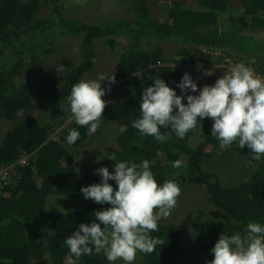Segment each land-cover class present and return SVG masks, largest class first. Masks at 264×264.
Listing matches in <instances>:
<instances>
[{
	"label": "trees",
	"instance_id": "trees-1",
	"mask_svg": "<svg viewBox=\"0 0 264 264\" xmlns=\"http://www.w3.org/2000/svg\"><path fill=\"white\" fill-rule=\"evenodd\" d=\"M45 1L51 4L49 17L41 15L42 0H0V118L16 120L0 141V166L31 156L26 164L14 165L10 183L0 181V264L43 261L68 264L70 254L65 239L78 230L81 223L95 220L96 211L109 207L85 199L80 191L82 187L99 183L98 173L85 172L76 183L66 177L72 161L68 150L86 151L91 142L88 128L76 125L80 137L70 145L71 149L62 143V138H49L51 127L40 124L33 114L36 105L31 90L14 81L24 67L29 70L38 65L44 49L65 38L75 39L78 44L76 64L59 78L49 76L37 81L34 88L36 101L47 104L60 120L72 115L67 97L72 86L93 68L95 43L101 40L113 51L117 48L116 38L127 39L114 71L124 87L116 100V115L119 125L125 124L127 130L119 131L114 143L97 150L102 167L112 172L118 162L155 161L150 168L158 184L175 180L179 186L189 184L204 188L211 206L228 218L223 221L196 218L192 240L198 251H210L221 233L243 234L250 222L264 225V159H252L251 150L246 146L240 149L237 143L224 149L254 160L257 167L250 178L237 187H223L202 166L203 161L214 158L221 149L219 140L211 135V119L201 121L202 133L191 130L183 139L176 137L170 126L161 127V133L170 136L163 143L152 136L141 135L132 127V122L140 116L143 89L151 86L156 77L179 95L176 84L184 73L190 72L186 65L201 61L193 55L195 48L218 50L220 59L224 56L234 60L236 57L254 59L264 78V37L249 33L264 28V0H180L166 9L162 21L152 17L147 0H117L130 9L132 19L113 16L98 21L81 16L67 17L59 0ZM223 14H227L228 25L221 30L218 24ZM152 41L182 47L175 60L166 62L160 51L148 53L141 47L144 42ZM174 62L176 64L171 65ZM147 66L153 69L143 71ZM189 140L195 145L191 146ZM109 154L116 160L111 161ZM178 159L184 160L187 167L173 168L172 163ZM108 183L116 189L115 181ZM51 196L77 198L82 203L70 211L46 208ZM150 235L159 237L164 244L150 254L138 251L134 264H195L182 261L183 235L176 225L160 220L158 231ZM76 264L112 263H108L101 252L82 256Z\"/></svg>",
	"mask_w": 264,
	"mask_h": 264
},
{
	"label": "clouds",
	"instance_id": "clouds-1",
	"mask_svg": "<svg viewBox=\"0 0 264 264\" xmlns=\"http://www.w3.org/2000/svg\"><path fill=\"white\" fill-rule=\"evenodd\" d=\"M202 67L197 65L198 69ZM105 80L109 86L116 82L114 74L82 79L72 86L67 97L75 123L86 126L90 133H95L103 122L107 102L102 97L110 90L102 87ZM176 88L180 89V95L156 77L151 86L143 89L140 116L132 122V127L141 135L152 136L163 143L170 136L162 134L161 127L170 126L176 137L183 139L191 130L201 132V121L209 118L213 121L211 135L219 140L221 149L237 143L240 149L246 146L251 150L252 159L264 158V78L254 69L237 63L214 84L199 89L186 72ZM197 91V95L187 94ZM126 130L125 124L119 126L121 133ZM79 137L80 133L71 129L67 143L75 144ZM108 158L116 160L112 154ZM150 164L154 165L155 161L118 162L112 172L101 167L96 170L100 182L81 188L85 199L109 207L96 211L95 220L81 223L78 230L65 239L70 254L68 264L101 252L109 262L122 260L132 264L138 251L150 254L164 244L150 233L158 231V222L171 215L181 188L175 180L158 184ZM172 167L179 169L187 165L178 159ZM109 180L115 181V190ZM211 253L214 258L206 264H264V225L250 222L243 234L221 233Z\"/></svg>",
	"mask_w": 264,
	"mask_h": 264
},
{
	"label": "rangeland",
	"instance_id": "rangeland-1",
	"mask_svg": "<svg viewBox=\"0 0 264 264\" xmlns=\"http://www.w3.org/2000/svg\"><path fill=\"white\" fill-rule=\"evenodd\" d=\"M91 1V2H90ZM148 7L152 17L157 21H162L165 17V11L172 4L180 0H147ZM62 12L67 17L81 16L88 20L98 21L100 18L118 16L122 19H132L130 16V9L122 5L117 0H59L58 3ZM236 7V5H234ZM51 11V4L42 0V17H49ZM228 20L227 14L219 17L218 27L222 30L227 27ZM248 33V32H247ZM255 37H264V28H257L254 31H249ZM117 48L110 50L103 41L95 43L96 61L90 72L85 74L82 79H96L100 74H114L115 65L117 63L119 54L125 50L127 39L118 37L115 39ZM145 52L150 53L153 50L161 52L162 57L166 62L176 59V53L182 47L179 44L162 43L158 41L144 42L141 46ZM78 44L75 39L65 38L51 44L49 47L42 51V58L38 65L29 70L24 67L17 77L14 79L18 85L27 86L32 93L33 102L36 105L34 116L39 120L40 124L50 126L51 139H63L62 143L71 149L67 143V135L69 130L76 129V123L73 115L69 118L60 120L58 119L47 107V104L38 103L35 99V83L49 76L61 77L69 68L73 67L78 58ZM209 52V51H208ZM214 53L203 52L198 48L193 50V55L196 60H201L195 64L186 65L189 73L194 82L197 83L198 89L204 85H212L215 81L231 71L232 67L237 63H243L254 69L255 73L259 76L257 63L254 59H244L236 57L235 60L231 57L224 56L220 59L221 53L214 50ZM172 63L171 65H175ZM203 65L202 68H197V65ZM153 68L147 66L143 71L150 72ZM263 78V77H262ZM115 83L108 85L107 80L102 82V87L109 89L102 99L107 102L102 116L103 122L100 128L90 134V145L87 146L86 151L75 152L68 150L71 158V165L66 172V177L72 182L76 183L80 180L83 173L88 172L97 175L96 170L102 167V163L98 159L97 150L111 145L118 137L119 123L117 114L116 100L123 92V81L115 77ZM197 95L196 93H187ZM180 95V93H179ZM16 124V120L8 121L0 118V141L6 131L11 129ZM88 139V141H90ZM190 141V140H189ZM190 145L194 146L190 141ZM222 150V151H221ZM220 155L213 156L208 160L203 161L202 166L204 170L211 173L219 180L221 185L226 188L237 187L240 183L247 181L251 173L257 167V163L253 160H248L234 151L227 152L224 149L217 151ZM31 156L22 157L21 159L27 163V159ZM94 158L93 162L92 159ZM264 159V158H263ZM65 164V162L63 161ZM14 164H8L7 169L0 172V181L2 183H10ZM181 194L178 198L177 206L172 210L171 215L165 219H161L165 223H172L178 228L182 229L183 235V262L206 264V261H211L214 257L210 251H198L192 239H194L195 220L201 216L206 220H227L228 216L211 206L207 199V193L204 188H199L194 185L180 184ZM82 200L77 198L51 196L47 200L46 208L70 211L75 210ZM204 205V206H202ZM206 207V208H205ZM215 209V210H214ZM230 218V217H229ZM112 264H125L122 260L109 262ZM36 264H48L47 261L38 262ZM134 264V261L132 262Z\"/></svg>",
	"mask_w": 264,
	"mask_h": 264
},
{
	"label": "built area",
	"instance_id": "built-area-1",
	"mask_svg": "<svg viewBox=\"0 0 264 264\" xmlns=\"http://www.w3.org/2000/svg\"><path fill=\"white\" fill-rule=\"evenodd\" d=\"M201 51H203V52H207V53H214L212 50H209L208 48H199ZM209 51V52H208ZM11 164H21V165H23V164H26V162L24 161V160H22V159H20L19 161H17V162H14V163H11ZM7 167H8V165L7 166H0V172H3L4 171V169H7Z\"/></svg>",
	"mask_w": 264,
	"mask_h": 264
},
{
	"label": "bare ground",
	"instance_id": "bare-ground-1",
	"mask_svg": "<svg viewBox=\"0 0 264 264\" xmlns=\"http://www.w3.org/2000/svg\"><path fill=\"white\" fill-rule=\"evenodd\" d=\"M91 2V1H90ZM28 42V41H27ZM222 76V75H221ZM124 96V95H123ZM21 114V113H20ZM62 115V114H61ZM67 147V146H66ZM209 148V147H208ZM63 155V154H62ZM202 206H204V205H202ZM206 208V207H205ZM215 210V209H214ZM24 223V222H23ZM26 223V222H25ZM182 230V229H181ZM56 233V232H55ZM145 257H146V255H145Z\"/></svg>",
	"mask_w": 264,
	"mask_h": 264
}]
</instances>
